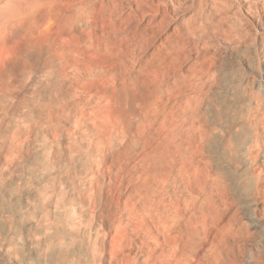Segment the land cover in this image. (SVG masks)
Segmentation results:
<instances>
[{
	"label": "bare ground",
	"instance_id": "6f19581e",
	"mask_svg": "<svg viewBox=\"0 0 264 264\" xmlns=\"http://www.w3.org/2000/svg\"><path fill=\"white\" fill-rule=\"evenodd\" d=\"M263 192L264 0H0V264H264Z\"/></svg>",
	"mask_w": 264,
	"mask_h": 264
},
{
	"label": "rangeland",
	"instance_id": "374dc122",
	"mask_svg": "<svg viewBox=\"0 0 264 264\" xmlns=\"http://www.w3.org/2000/svg\"><path fill=\"white\" fill-rule=\"evenodd\" d=\"M261 196L262 197H260V195H259V197H258V199H260L258 201V205H259L258 209L261 210V211H263L264 209H262V208L264 207V194H261ZM90 219L92 220V217ZM90 219L88 221V224L90 225V228H93V221H91Z\"/></svg>",
	"mask_w": 264,
	"mask_h": 264
}]
</instances>
